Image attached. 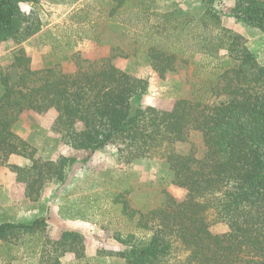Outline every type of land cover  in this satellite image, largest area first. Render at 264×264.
<instances>
[{
    "label": "trees",
    "instance_id": "obj_1",
    "mask_svg": "<svg viewBox=\"0 0 264 264\" xmlns=\"http://www.w3.org/2000/svg\"><path fill=\"white\" fill-rule=\"evenodd\" d=\"M110 1V15L131 6L145 15L153 12L134 0ZM37 2L0 0V44L15 42L9 68L17 70L12 80L9 68L0 65V168H9L25 184V197L38 201L45 187L64 181L77 161L38 158L36 149L14 131L25 112L54 111L53 130L69 147L88 151L85 161L114 143L121 163L162 157L173 174L172 184L185 191L178 199L163 190L159 205L143 209H132L117 196L121 214L137 230L115 234L124 246L116 255L126 264H264V66L245 37L224 27L211 8L183 20L174 13L153 12L162 21L146 24L145 32L149 40L165 43L151 45L142 56L159 77L175 71L178 62L188 65L196 54L205 57L203 67L210 76L193 85L190 98L161 110L142 105L148 81L114 65L113 56L89 60L73 54L67 57L75 67L71 72L60 62L34 69L21 44L38 34L43 23L34 9L27 13L22 4ZM231 13L264 32V0H237ZM60 49L58 44L49 55L58 56ZM209 95L227 98L212 105L205 98ZM190 130L202 134V157L194 148L189 154L175 150L177 142L188 141ZM13 155L30 163L10 164ZM211 211L228 226L226 232L211 231ZM48 227L46 218L0 222V260L11 264L20 251L41 256V264H61L69 252L77 260L85 258L82 233L66 230L54 240Z\"/></svg>",
    "mask_w": 264,
    "mask_h": 264
},
{
    "label": "rangeland",
    "instance_id": "obj_2",
    "mask_svg": "<svg viewBox=\"0 0 264 264\" xmlns=\"http://www.w3.org/2000/svg\"><path fill=\"white\" fill-rule=\"evenodd\" d=\"M139 7L150 6L153 12L174 13L183 20L187 14H202L211 8L222 17V25L245 37L247 46L264 66V32L238 20L231 13L237 0H134ZM110 0H38L36 4L23 3L22 9L39 15L42 30L21 44L31 57L32 67L41 69L60 62L65 71L75 69L68 56L80 54L89 60L112 58V63L129 74L148 81V93L142 99L144 107L153 106L169 110L175 102L193 95L194 84H203L210 78L203 67L205 57L194 55L188 65L178 62L175 71L160 78L158 73L142 56L151 45H164L159 39L149 40L145 32L146 24L161 22V16L150 12L145 15L135 6L115 16ZM152 13V14H151ZM148 19V20H147ZM116 25V28H115ZM123 28L122 30L118 27ZM118 27V28H117ZM184 42H176L181 44ZM61 45L58 56H50L53 47ZM14 41L0 44V65L6 69L13 61ZM207 64V63H206ZM12 80L17 79V70L9 68ZM216 105L226 96L205 97ZM57 113L44 114L25 112L14 126V131L27 140L35 149L36 156L43 160H56L60 156L77 159L69 169L64 181L49 183L38 201L25 197V184L18 182L16 174L9 168L0 169V222H31L37 218H46L48 235L61 216L64 220L81 218L89 225L85 240V258L67 260L65 264H126L116 253L124 246L115 239V234L127 235L137 232L133 223L121 214V204L115 199L121 195L132 209L157 206L164 198L166 190L178 199L185 191L172 184L173 174L162 157L138 159L132 164L119 161L115 143L92 154L75 150L64 143L61 135L52 126ZM195 149L197 157H202L206 148L202 134L190 130L186 142H177L175 150L189 154ZM22 158L21 166L30 163ZM13 164V163H10ZM15 175L14 182L11 178ZM11 182V184H10ZM121 201V200H120ZM56 207V210H54ZM211 231L224 233L228 226L216 221L213 211L208 213ZM88 231H91L89 234ZM145 236V234H144ZM2 241L0 240V246ZM97 249L95 257H88L87 247ZM74 254V253H73ZM19 258L11 264H41V256L18 253ZM0 264H5L0 260Z\"/></svg>",
    "mask_w": 264,
    "mask_h": 264
},
{
    "label": "crops",
    "instance_id": "obj_3",
    "mask_svg": "<svg viewBox=\"0 0 264 264\" xmlns=\"http://www.w3.org/2000/svg\"><path fill=\"white\" fill-rule=\"evenodd\" d=\"M9 162L16 164V165H21L22 164V158H20L17 155H13L10 157ZM0 169H2V167ZM14 180H15V175L11 178L12 182H14ZM10 184H11V182H10ZM54 210H56V207H54ZM87 228H89V225L87 224V222H85L81 218L64 220L60 216L59 221L57 220L56 224H54V226L51 228L52 229V231H51L52 237L51 238L54 240L59 239L61 233L66 231V230H74V231H78L80 233H86ZM88 233L90 234L91 231H88ZM86 254L88 257H95L97 255V249L95 248V250H94L88 246L87 250H86ZM71 259H75V254L69 252L63 258H61V264H65V262L67 260H71ZM13 264H16V263H13Z\"/></svg>",
    "mask_w": 264,
    "mask_h": 264
}]
</instances>
